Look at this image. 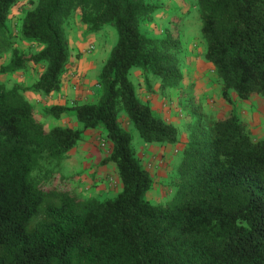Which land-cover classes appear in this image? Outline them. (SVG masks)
<instances>
[{
  "label": "trees",
  "instance_id": "16d2710c",
  "mask_svg": "<svg viewBox=\"0 0 264 264\" xmlns=\"http://www.w3.org/2000/svg\"><path fill=\"white\" fill-rule=\"evenodd\" d=\"M0 0V73L29 64L44 70L28 89L61 88L70 52L62 25L73 9L91 31L105 24L117 34L98 73L95 101L52 105L44 113H71L80 127L45 128L17 87L0 82V264H264V139L254 141L235 111L225 118L194 115L176 166L175 191L164 202L146 193L153 178L132 146L129 120L145 143L174 144L177 128L135 91L129 72L151 73L162 88L182 79L180 40L141 32L146 0H36L21 19V36L41 48L25 52L7 27L10 7ZM205 58L229 99L264 97V0H198ZM88 129L111 143L122 188L107 198L85 197L60 174V162Z\"/></svg>",
  "mask_w": 264,
  "mask_h": 264
},
{
  "label": "rangeland",
  "instance_id": "374dc122",
  "mask_svg": "<svg viewBox=\"0 0 264 264\" xmlns=\"http://www.w3.org/2000/svg\"><path fill=\"white\" fill-rule=\"evenodd\" d=\"M154 8L140 25L141 32L160 38L167 32L180 40L177 56L182 79L170 88L160 86V78L148 73L147 80L138 68H132L129 79L137 96L148 102L152 109L178 131L174 144L145 143L133 129L124 113L119 114L122 127L132 134V146L153 178V186L146 193L151 202H164L175 191L176 166L181 150L188 140L194 115L208 118H225L236 112L252 140L264 139V97L253 93L247 99H239L235 91H229V99L220 92V80L213 66L205 58L206 44L201 36V19L198 0H146ZM36 0H18L7 15V27L14 45L25 52L41 48L21 36L20 24L25 12L35 6ZM62 35L69 52V62L62 74L61 88L57 92L42 94L28 89L44 70V64H29L13 73H0V82L6 87H17L35 107V115L45 128L54 125L80 127L71 113L54 118L44 113L52 105L93 102L99 94L98 73L105 62L117 34L113 25L105 24L96 31L88 29L81 20L80 10L73 9L62 25ZM10 53L0 56V66L7 63ZM111 151V143L101 129L86 130L77 144L60 162L59 172L72 180L74 188L85 197L107 198L121 190L122 184L115 164L105 159Z\"/></svg>",
  "mask_w": 264,
  "mask_h": 264
}]
</instances>
